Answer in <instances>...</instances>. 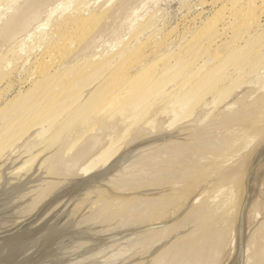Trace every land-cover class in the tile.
<instances>
[{
  "label": "rangeland",
  "instance_id": "rangeland-1",
  "mask_svg": "<svg viewBox=\"0 0 264 264\" xmlns=\"http://www.w3.org/2000/svg\"><path fill=\"white\" fill-rule=\"evenodd\" d=\"M14 1L15 0H0V27L5 18L3 14L11 10L9 7L13 6L12 3H14ZM231 1L232 0H47V14L43 12V15L40 16L29 29L17 33H15V30L14 33L17 35L14 36L15 38L12 37L11 39L4 35H0V164H3L0 166L3 167L1 171L4 173L0 171V175L3 178L1 180L0 190L12 184L24 182V187L19 191L20 193L17 192V194L15 193L10 196L1 206L0 230L25 219L48 197L68 186L74 182L75 179L86 176H79L78 174L79 177L77 176L73 181V179L61 180L56 176V173L53 175H51L50 172H48L47 175L42 173L45 172V169H42L43 166L39 167V164L37 165L38 162H34V160L43 159L45 160L44 162H48L49 159L43 147L35 149L32 154L33 157L30 156L31 159H29V161L25 162L24 160V162H22L24 157L17 155H21L20 152L24 150L27 138L28 140L33 139L34 141L35 139H41V136L39 134L38 136L37 133L43 127L47 129L45 133L49 134V132L56 127L55 125L58 126V124H61L77 106L81 105L82 101H84L94 88L96 89V87L102 84L101 82L104 81L103 83H105L110 79L113 80L118 73L121 74L126 72L130 75H134L151 67L155 75H158L162 81L161 92H158L155 99L151 101L150 109H153L151 111L149 109L150 112L144 116V120H140V124L132 127L121 136L119 140L120 144H118L120 145L118 153L121 149L127 148L126 142L131 146L136 142L152 139L156 134H158L159 137V133L157 132L160 131H164L165 133L174 132L179 137L174 141L171 140L170 144L165 139H163V142L165 140L164 143L161 142L162 140H159L162 143L159 142L161 145L158 144V146L156 143L159 149L156 146L154 147V143H152L154 141H151L149 145H153V147L151 150H148L151 155H149L148 151H145L143 155H138L136 157L137 159L140 157L139 160L135 161V157L132 158L128 164H126V171L132 176L129 177V175H126V172L120 178L126 175L127 178L129 177V179L132 180L134 179L133 174L137 175L138 172H142L141 175L145 176L156 174L158 171L160 173L163 170L166 172L169 171L170 173L167 172V177H160L158 179L159 181L153 182V185H151L152 183L147 184V181L143 180L144 176H142L136 188L131 190L126 189V193L123 192L124 190L119 191L115 186L112 188L113 185H106V181L100 178L73 194L48 223H52L63 215L66 211L65 209L73 202L55 228H67L94 236L107 235L110 232L109 229L111 225L115 227V229L111 228L113 231H121V229L122 231L125 229L128 230V226H116V224L121 222L109 224L110 222L107 219V222L103 221V223H97L101 221L95 220L96 222L93 223V221V224H91L92 226L87 224V222L84 223L85 220L83 222L81 221L85 219L82 218L85 217V213L91 212V210H94L96 207L100 209V211L96 208L95 213L103 212L105 211L103 208H106L108 211L111 209V212H108L110 215L111 213L114 214L113 211L119 210L117 207L120 206L121 203L118 201L119 197V200L124 198L123 200L125 201V203L123 202L124 204L121 203L123 206L121 205L119 208H125L128 205L126 203L127 200L135 198L134 196H140V194L143 193L142 191H147L148 189L152 190L153 194V192H157V188L161 185L160 190L162 189V194L159 197V201H161L162 204L163 201L165 202L164 198H166L170 189L173 190L174 188L173 191H176V194L172 191L170 193V195L173 193L175 196L173 197V195H171L170 197L172 199L169 202L170 204L168 203L169 206H167V211H165L168 213L166 214L163 212V216L161 214L159 219L163 221L164 219L169 220V218L175 217L172 219L173 221L170 220V222L172 221V224H174V221L175 224L176 221L180 223H178L180 226L174 224L173 227L168 230V235H165V237H169V240L172 239L171 241L173 243H175V240L177 243L180 237H182L181 235H185V233L181 234L183 233L182 230L186 232L187 228L190 226L189 224L192 223L190 222L192 219L195 223L198 222L199 225L202 220L207 218L209 212L210 214L213 213L214 208L224 210L225 204H223V202H226V193H223V189L225 190L224 192H226L228 185L233 183L231 177L238 180L245 171H248L247 173L245 172L242 177L248 174L252 176L251 179L248 175L250 178V184L248 183L249 186L255 181L251 196L252 200H254L253 206H256L254 208L252 206L253 209L247 210L245 234L250 236L253 234L256 239L253 240L255 242L251 243L250 252H254L258 249L264 251V168L262 173L259 174L262 167H264H261L264 147L260 148V146L264 144V1L236 0L235 3ZM259 2H261L262 5L259 4ZM249 3L252 5L251 7L254 8L251 14L256 15L252 16V18H250L251 14L248 13L249 16L245 13L246 15L244 17V14L241 12L243 7L244 12L245 7H247L245 5L247 4L249 6ZM241 13L243 15H241ZM236 16L237 18H235ZM240 16H242L243 19L245 18V22L248 19H250L248 20L250 22L247 21L248 23H245ZM74 17L84 18L87 26L96 24V26H99L100 24V29L96 32L95 36V38L98 39H94V42L85 45L88 36L86 38H79L83 31H81L82 28H78L74 20H71V18ZM212 22L216 23H213L215 26ZM243 22L245 24H243ZM238 23H241V27L247 24L249 26L247 25L248 27L245 26V28H240ZM238 28H240V30ZM234 29H238L237 32ZM233 31L234 34H236V38L234 36V38H231ZM72 41H74L73 44H71ZM59 42L63 46H61ZM51 46L56 47L57 61L55 63L46 61L48 64L51 63V67L48 68L46 72L42 69V66L39 67L38 65H41L43 62L40 61L44 58L45 54L43 52L47 47L51 48ZM136 53L140 54L136 55ZM38 68L39 70H37ZM192 71L193 74L196 71L195 75L192 74ZM67 93H70V95L68 94L66 98H61ZM172 93L176 94L177 101L174 100V102L171 103V100L168 101V99L173 95ZM37 99L41 102L38 106L35 105V100ZM178 101H182V108H177ZM173 108L178 110L175 115L172 113ZM155 111L156 113H154ZM169 120L173 122L171 125L167 126ZM49 121L52 122L51 125ZM188 123L189 125H187ZM158 125H162L160 126L161 128L158 127ZM181 128L185 131H178ZM97 132L99 133L101 130H96V133ZM184 132H186V134L188 133V135H183L185 134ZM153 134L154 137L151 136ZM161 134L162 133H160V135ZM150 136L152 138H150ZM181 136H186V138L184 137L183 140ZM78 137L79 136H77V138ZM81 138L80 136V139ZM132 139L133 141H131ZM196 139H198L197 143L195 142ZM80 141L81 140H79L77 144ZM156 141L158 140H155V142ZM147 144L148 143L142 144L131 152L137 151ZM165 146L167 147L165 148ZM170 148L174 151L172 150L169 157L164 158L162 163L159 162L157 167L156 165L152 167H150V165H148L149 167L147 165H141L142 161H147L151 156L162 154ZM257 152L260 155H258ZM196 155H199L198 158ZM16 156L19 158H17V161H15ZM5 157H8V159H5ZM254 157L257 161H255V166L259 163V167L261 168L257 166L255 168V166H253L254 164L252 165L253 160H255L253 159ZM12 159H15L14 162ZM8 160L9 162L10 160L13 162H11V165L9 163V166ZM180 160L183 161L179 164ZM33 163L34 165H32ZM131 163L134 164L132 165ZM130 164L131 167L129 168ZM176 164H178V166ZM135 165H138V167ZM26 167H28V169ZM5 168H7V170ZM258 168L260 170H258ZM96 169L99 170L98 168ZM142 169H146L147 175ZM150 169L153 171L152 173ZM4 170L6 171L4 172ZM234 170L236 171L235 173H233ZM213 172L215 175L212 174ZM220 172L224 175L219 174V176L221 175L220 177H224L219 181L220 184H216L213 187L216 188L217 186V189L223 187V189L221 188L222 191L220 190V192L215 193V188L211 190L207 186L215 183L212 181H215L214 178H216ZM174 175L176 177H174ZM254 176H257L256 179ZM125 177L123 179H127ZM206 178L207 181H205ZM178 179L179 181H177ZM230 179L231 181H229ZM225 180L229 182H227L228 185ZM203 181L205 182L203 183ZM208 181L210 182L208 183ZM223 181L225 183L223 184L224 186L221 184ZM207 183L208 185H206ZM235 183H238V181ZM179 184L180 186H178ZM43 186H50V190L45 191ZM206 188L207 190L209 189V192H206ZM41 189L45 194L40 197L39 200L37 199L38 197L34 199L37 196L35 192L39 190L40 193L42 192ZM102 189L104 190L103 192ZM127 191L129 192L127 193ZM210 191H212V195H209ZM204 192L205 194H203ZM191 193H193L194 196H192ZM111 196H113V199H111ZM26 197L28 199H25ZM67 197L68 195L54 202L38 220L31 224V226L37 225L48 217ZM142 197L144 199L145 196L142 195ZM206 197L210 198L206 199ZM32 198L35 201H33ZM102 199L107 200L108 205H106V201L104 202ZM109 199L112 203L114 202L113 204H119L115 207V205L109 204ZM27 200L28 208L24 211L21 205L23 206V203H27ZM32 201L35 203H32ZM205 202L208 203L209 209H206V205L203 209L205 213L206 211L208 212L207 214H204L203 209L200 208L201 206L203 207ZM36 203L38 204L36 205ZM171 203H173V205ZM191 204L194 206V211H192V206L191 208L188 207V205L190 206ZM195 204H198L197 209L195 208ZM200 204L201 206H199ZM34 205H36V209ZM108 206L110 208H108ZM210 207H213V209L211 210ZM183 208L184 210L186 208L192 209L191 211H186L187 213L190 212L191 215L188 213L190 215L188 216L191 220H185L188 218H186L187 215L183 218L185 222L182 220L181 215L184 213ZM195 209L196 211L198 210L197 214ZM199 212L201 217H198V220L200 221L197 220L196 222L197 216L200 215ZM192 215H195V217ZM159 219L157 222H159ZM176 219H180V221ZM181 221H183V223ZM186 221L190 223H188V227L186 226L185 230L183 225L187 224ZM226 223L223 225L225 231L224 238L226 239V242H224L227 245L224 243V252L222 251V255L220 254L221 258L219 264H227L228 262L226 263V260L229 261L233 253V245L229 240H232L235 229L231 226L232 223L230 225H226ZM174 226H176L177 232H175ZM197 226L195 224L193 228ZM41 236L42 233H39L31 242L36 241ZM126 236L127 235H124L122 237L125 238ZM165 237L157 242V244H151V247L148 245L149 248H143L142 252L141 250L138 252L136 249H129L130 251L127 250L126 253L124 251L121 252V254L118 252V254L111 255L110 250L112 245H107L106 241L98 243L96 239H83L76 233H70L62 236L54 244V247H56L54 252L59 253L56 255V258H60L74 255L83 248L84 252L88 251L60 264H135L138 257H140L139 253H143L144 255L145 252V256L147 254L152 255V253L154 251L156 252L159 248H164L165 245L163 244L169 241L167 240L168 238ZM118 242L117 245L119 244ZM90 245L94 246L86 247ZM123 248L121 250H126V247ZM33 249L34 247L28 248L24 251L25 253L23 252L20 256L30 253ZM107 254H110V256L108 255L111 257L110 259H108L109 257ZM166 257L163 256L161 259L164 261ZM258 257H250L248 264L255 260V262H262L264 260L263 254L259 258ZM148 260L149 259L145 257L141 263L139 262L137 264H146Z\"/></svg>",
  "mask_w": 264,
  "mask_h": 264
},
{
  "label": "bare ground",
  "instance_id": "bare-ground-1",
  "mask_svg": "<svg viewBox=\"0 0 264 264\" xmlns=\"http://www.w3.org/2000/svg\"><path fill=\"white\" fill-rule=\"evenodd\" d=\"M16 1V0H15ZM14 3H12L13 6L9 7L11 8V10L7 13H4L3 16L5 17L4 18V21H3V24L1 22V27H0V35L1 36H6L7 38L11 39L12 37L16 36L17 32H23L25 31L26 29H29V27H31V25H33V23L35 21H37V19L43 15V12L45 14H47V11L46 9L48 8V6L46 7V3H47V0H19V1H16ZM111 1V0H110ZM255 1V0H254ZM264 0H262L263 2ZM109 2V1H108ZM231 2L235 3L236 0H232ZM249 2V1H248ZM10 3V2H9ZM110 3V2H109ZM125 3V2H124ZM253 3V1H252ZM232 4V3H231ZM237 4V3H236ZM236 4H233V5H236ZM250 4V3H249ZM259 4H261V2H259ZM119 5V4H118ZM232 5V6H233ZM254 5V4H253ZM262 5V4H261ZM86 6V5H85ZM231 6V5H230ZM245 6V10L243 12V8L241 10V12L244 14V17H245V13H249L251 14V12L253 13L254 11V8L251 7L252 5L250 4L249 6L246 4ZM135 8V7H134ZM112 9V8H111ZM50 10V9H49ZM234 11V10H233ZM49 12V11H48ZM135 12V11H134ZM224 12V11H222ZM50 13V12H49ZM103 13V12H101ZM234 13V12H233ZM241 13V15H243ZM248 14V15H249ZM90 15V14H89ZM255 14H251V17L254 16ZM85 16H88V15H85ZM250 16V15H249ZM256 16V15H255ZM102 17V16H101ZM242 20H244L242 18V16H240ZM248 17V16H247ZM246 17V18H247ZM70 18V17H69ZM219 18V17H218ZM221 18V17H220ZM237 18V16L235 17ZM255 18V17H254ZM71 20L75 21L76 25L78 26V28H82L81 31L82 32V35L79 36L82 37V38H86L87 36V40H86V43L85 45H89L91 44L92 42H94L93 40L94 39H98V38H95L96 36V32L99 31L100 29V24L99 26H96V25H91V26H87V23L86 21L84 20V18H71ZM215 20V19H214ZM247 20V19H246ZM250 20V19H248ZM247 20V21H248ZM96 21V20H94ZM93 21V22H94ZM100 21V20H99ZM216 21V20H215ZM235 21V20H234ZM241 21V20H240ZM246 21V22H247ZM98 22V21H97ZM242 22V21H241ZM245 22V20H244ZM243 22V24H245ZM250 22V21H248ZM247 22V23H248ZM216 24L215 22H212V24ZM102 24V23H101ZM213 24V25H214ZM240 25V28L247 26H242L241 27V23H238ZM242 24V25H243ZM215 26V25H214ZM238 26V25H237ZM249 26V25H248ZM247 26V27H248ZM240 28H238L240 30ZM243 28V30H244ZM72 29V28H71ZM70 29V30H71ZM238 29H234L236 32ZM247 29V28H246ZM16 30V31H15ZM78 30V29H77ZM80 30V29H79ZM15 31V33H14ZM245 31V30H244ZM235 32V33H236ZM241 32V31H239ZM33 33V32H32ZM81 33V32H80ZM14 34V35H13ZM21 34V33H20ZM75 34V32H74ZM238 34V33H237ZM240 34V33H239ZM236 34H234V31H233V34H232V37L231 38H234ZM234 36V37H233ZM238 36V35H237ZM71 37V36H70ZM195 37V36H194ZM240 37V36H239ZM15 38V37H14ZM66 38V37H65ZM68 38V37H67ZM81 38V39H82ZM236 38V37H235ZM238 38V37H237ZM4 39V38H3ZM8 39V40H9ZM76 39V38H75ZM194 39V38H193ZM233 40V39H232ZM75 41V40H74ZM74 41L71 42V44L74 43ZM191 41V40H190ZM60 43V42H59ZM58 43V44H59ZM97 43V42H96ZM64 44V42H63ZM61 45V43H60ZM63 46V45H61ZM99 46V45H98ZM59 47V45H58ZM57 47V48H58ZM68 47V46H67ZM66 47V48H67ZM224 47V46H223ZM55 46L51 48L47 47V49L43 52L44 54V58L40 61H43L41 65H38L39 67L42 66V69L45 70L47 72L48 68H50V64L51 63H55L57 61V52L55 51ZM88 49V48H87ZM94 49V48H93ZM57 50V49H56ZM90 50H91V47H90ZM59 51V49H58ZM60 52V51H59ZM81 52V51H80ZM64 54V53H63ZM74 54V53H73ZM98 54H99V51H98ZM134 54V53H133ZM140 54V53H138ZM136 53V55H138ZM132 55V54H131ZM129 56V54H128ZM73 57V56H72ZM214 57V56H213ZM127 58V57H126ZM133 58V57H132ZM135 58V57H134ZM134 60V59H133ZM210 60V59H209ZM39 61V62H40ZM46 61H50L51 63H47ZM130 61V60H129ZM132 63V62H131ZM123 66V65H122ZM39 70V68L37 69ZM166 70V69H165ZM35 71V70H34ZM41 71V70H40ZM115 71V70H114ZM113 72V71H112ZM117 73V72H116ZM196 71L194 72L193 74V71H192V74L195 75ZM111 75V74H110ZM114 76V75H113ZM112 77V76H111ZM191 79V78H190ZM108 80V79H107ZM111 80V79H110ZM107 81L105 83L101 82L102 84L99 85L98 87H96V89L94 88L93 91L90 92V94L84 99V101H82L81 105L77 106V108L71 112V114L66 117V119L64 121L61 122V124H58L55 125L56 127H54L50 132L49 134H46V128L44 129V127L42 129H40L37 133V135L39 134L41 136V139L39 138V140H36L35 138V141L33 139H29L27 138V142H25V147H24V150H22L20 153L21 155H17V156H21V157H24L23 161L25 160L26 161H29L30 156H32L33 154V151L39 147H43L44 148V152L46 153L47 155V158L49 159L48 162H44L45 160L43 159H36L34 160V162H38L37 165L39 164V167L43 166L42 169H45V172H42V173H45L46 175L48 174V172H50L51 175L53 174H57L56 176L59 177L61 180H69V179H74L77 178L78 174L79 176L80 175H87V174H91L93 172H95L94 170L97 171L96 168L98 169H101L103 167H105L112 159H114L122 150L126 149H121V151H119L118 153V149L120 147V144L119 143V140L121 138V136L127 132L128 130H130L132 127L136 126L137 124H140V120H144V116L146 114H148V112H150L152 109H150V104H151V101L153 99H155V96L158 92H161V87H162V81L161 79L158 77V75H155L154 73V70L153 68L149 67L147 68L145 71H142V72H139V73H136L134 75H130L128 73H118L117 76H115L113 78V80L111 81ZM106 81V80H105ZM182 83V82H181ZM68 94L70 95V93H67L65 95H63L61 98H66V96H68ZM173 94V93H172ZM178 94V92H177ZM176 94H173L169 99L171 100L170 102H174V100H176ZM37 100H35V105H39L41 102ZM177 101V100H176ZM154 102V101H153ZM152 102V103H153ZM155 103V102H154ZM165 104V103H164ZM178 107L177 108H182V101H178ZM36 107V106H35ZM30 108V107H29ZM172 108V107H171ZM175 108V107H174ZM172 109L173 112L171 110H168L169 112H172L173 115H175V113L178 111V110H175V109ZM176 108V109H177ZM150 109V111H149ZM158 110V109H157ZM156 110V111H157ZM166 110V109H165ZM156 111L154 113H156ZM164 111V110H163ZM166 112V111H165ZM68 114V113H67ZM153 114V113H152ZM171 114V113H170ZM177 117V116H176ZM171 118V116H170ZM169 118V119H170ZM193 119V118H192ZM161 120V119H160ZM140 122V123H139ZM163 122V121H162ZM161 122V123H162ZM173 121H170L168 122L167 126L171 125ZM51 121H49V124L51 125ZM143 123V121H142ZM185 124V123H184ZM183 124V125H184ZM189 125V123L187 124ZM162 126V125H160ZM158 125V127H160ZM184 127V126H182ZM136 128V127H135ZM144 128V127H143ZM161 128V127H160ZM190 128V126H189ZM137 129V128H136ZM187 129V128H185ZM96 130H101V132H97L96 133ZM184 129H179L178 131H182ZM192 130V129H191ZM147 131V130H146ZM185 131V130H184ZM197 131V130H196ZM208 131V130H207ZM94 132V134H93ZM148 132V131H147ZM189 132V131H188ZM92 133V134H91ZM133 133V132H132ZM159 133V137H164L166 136V138H163L165 140H167L169 142V144L171 143V140H175L176 138H178L179 136L176 135L174 132H168V133H165L164 131H160V132H157ZM160 133H162L160 135ZM165 133V134H164ZM185 134L183 135H188V133L186 134V132H184ZM46 134V135H44ZM148 134V133H147ZM146 134V135H147ZM190 134V133H189ZM38 135V136H39ZM131 135V134H130ZM77 136H79L77 138ZM80 136L82 137L80 139ZM152 137H154V134L151 135ZM150 136V138H152ZM193 136V135H192ZM133 137V136H132ZM145 137V136H144ZM155 137H158V134H156ZM186 138V136H184ZM184 137L181 136V139L183 138L184 140ZM202 137V135H201ZM141 138V137H140ZM81 140L78 144L77 142L79 140ZM129 139V138H128ZM163 139H159V140H162L161 142H163ZM188 139V138H187ZM192 139V138H191ZM206 139V137H205ZM125 140V139H124ZM140 140V139H139ZM154 141L152 143H154V147L156 146V143H157V146L158 144L161 145L162 143L160 141ZM164 140V142H165ZM180 140V139H179ZM195 140V139H194ZM197 140L196 139V143H197ZM201 140V139H200ZM133 141V139L131 140ZM166 141V142H167ZM191 141V140H190ZM209 141V140H208ZM130 142V141H129ZM161 144H160V143ZM163 142V143H164ZM178 142V140H177ZM192 142V141H191ZM203 142V141H202ZM32 143V144H31ZM127 143V148L130 147L128 145V142ZM150 142H148L147 145H145L142 149V147L137 150V151H133V152H130L127 156H125L122 160V162L120 163V165L115 169L113 170L112 172H110L109 174H107V176L105 177H102L101 180H104L106 181V185L109 184V186H112V188H114V186L116 188H118L119 191H123L124 193L126 189H135L136 186L139 184L138 182L140 181V179L142 178V176H144L143 180L147 181V184H150L152 183L151 185H153V182L155 181H159L158 179L160 177H167V172L169 171H161L159 173L156 172V174H151V175H147V171H145L144 169V172L146 173L147 176L145 175H141V173L138 172L137 175L133 174L134 175V179H129L130 176L132 175H129L128 172L126 171V164H128V162L134 158V160H139L140 157H138V159L136 158L138 155H143L145 151H148L149 149L151 150L153 145H149ZM24 144V143H23ZM30 144V145H28ZM125 144V143H124ZM130 144V143H129ZM167 144V143H166ZM178 144V143H177ZM168 145V144H167ZM179 145V144H178ZM23 146V145H22ZM29 146V147H28ZM156 146V147H157ZM185 146V145H184ZM187 146V145H186ZM125 147V146H124ZM160 147V146H159ZM167 146H165L166 148ZM171 147V146H170ZM264 147V144H262V146H260V148H263ZM19 148V147H18ZM158 148V147H157ZM156 148V149H157ZM161 148V147H160ZM159 149V148H158ZM163 149V148H162ZM161 149V150H162ZM203 149V148H202ZM20 150V149H19ZM41 150V149H40ZM172 148L164 151L162 154H156L154 156H151L149 159H147V161H142L141 162V165H150V167H152L153 165H156V167L158 166L157 164H159V162L162 163L163 159L164 158H167L169 157L170 153L172 152ZM261 150V149H260ZM259 150V152H260ZM156 151V150H154ZM174 151V150H173ZM203 151V150H202ZM200 151V152H202ZM12 152V151H11ZM150 151H148L149 153ZM160 152V151H158ZM264 152V150H263ZM204 153V152H203ZM258 153V152H257ZM261 153V152H260ZM14 154V153H13ZM153 154V153H152ZM205 154V153H204ZM263 154V162L260 164L261 167L264 166V153ZM147 155V154H146ZM149 155H151V153H149ZM257 155V154H256ZM258 155H260L258 153ZM8 156V155H7ZM15 157V159H12L13 162L14 160L17 161L19 158L18 157ZM197 156V155H196ZM199 156V155H198ZM197 156V158H198ZM145 157V156H144ZM149 157V156H148ZM258 157V156H256ZM261 157V156H260ZM3 158V157H2ZM18 158V159H17ZM35 158V157H34ZM173 158V157H172ZM259 158V157H258ZM5 159H8V157H5ZM46 159V158H45ZM177 159V158H176ZM253 159V162H252V165L255 166V161H256V158L254 157ZM177 161V160H176ZM183 161V160H182ZM181 160L179 161V164L182 162ZM3 162V161H2ZM11 160L9 162L8 160V166H9V163L11 165ZM12 162V163H13ZM132 162V161H131ZM175 162V161H174ZM257 162V161H256ZM259 162V160H258ZM45 163V164H44ZM5 164V163H4ZM132 164V163H131ZM131 164L129 166V168L131 167ZM134 164V163H133ZM132 164V165H133ZM137 164V163H136ZM165 164V163H164ZM168 164V163H167ZM183 164V163H182ZM184 164L186 165V162L184 161ZM0 165H3V164H0ZM34 165V163L32 164ZM178 166V164H176ZM207 165V164H206ZM48 166V167H47ZM136 167H138V165H135ZM134 166V167H135ZM172 166V165H170ZM175 166V165H174ZM174 166H173V169H174ZM180 166V165H179ZM203 166V165H202ZM257 167H259V163L256 165ZM255 166V168H256ZM25 167V166H24ZM149 167V166H148ZM154 167V168H156ZM163 167V166H162ZM259 167V168H261ZM1 167L0 166V171H1ZM28 169V167H26ZM32 168V167H31ZM29 168V169H31ZM146 168V167H145ZM160 168V167H158ZM183 168V167H182ZM258 168V170H260ZM264 167H262L261 169V172H259V174L262 173V170H263ZM7 170V168H5ZM9 169V168H8ZM12 169V168H11ZM37 169V168H36ZM35 169V170H36ZM201 169V168H200ZM211 169V167H210ZM3 170V169H2ZM4 170V172L6 171ZM40 170V169H39ZM136 170V169H134ZM162 170V169H161ZM175 170V169H174ZM204 170V169H203ZM257 170V171H258ZM28 171V170H26ZM30 171V170H29ZM42 171V170H41ZM125 171V172H124ZM139 171V170H138ZM213 171V170H212ZM238 171V170H237ZM245 171V170H244ZM243 171V172H244ZM2 172V171H1ZM16 172V171H15ZM127 172V173H126ZM150 172L152 173L153 171H151L150 169ZM155 172V171H154ZM236 171L234 170L233 173H235ZM240 172V171H239ZM246 173L248 171H245ZM244 172V174H245ZM3 173V172H2ZM18 173V172H17ZM16 173V174H17ZM29 173V172H28ZM126 173V175H129V177L127 178V176L125 178L127 179H123V178H120L122 177L124 174ZM131 173V172H129ZM135 173V172H133ZM159 173V175H158ZM170 173V172H169ZM174 173V172H172ZM178 173V172H177ZM200 173V171H199ZM226 173V172H224ZM230 173V172H229ZM242 173V172H240ZM4 174V173H3ZM139 174H140V177H139ZM180 174V173H179ZM212 174L215 175V173L213 172ZM220 173H216L217 177L214 178L215 181H212V182H215L213 184H209L210 186H207L209 187V189L212 190V188H215L213 186H215L216 184H220L219 181L222 180V177H220L221 175H224V174H221L219 176ZM238 174V173H237ZM243 174V173H242ZM243 174V175H244ZM258 174V173H257ZM256 174V175H257ZM11 175V174H10ZM50 175V176H51ZM158 175V176H157ZM178 175V174H177ZM242 175V176H243ZM249 175V174H248ZM248 175H245L244 177L241 176V178H239L238 176V180L236 178H232V184L231 185H228V189L226 192H224L225 190L223 189V187H220L219 185V189H217V186H216V190L214 189V192L217 193V192H220L221 188L223 189V193H226V202L223 204L224 205V210H220L219 209H216L214 208V211L213 213L210 214V212L208 213L206 211H204V206L206 205V209H209L208 208V203H204L203 204V207L201 206V204L199 206H201L200 208L203 209V213L204 214H207V218L205 220H202L201 223H199L198 225V217H201V214L199 212L200 215H196L197 216V219H196V222L195 223L192 219V222L191 224H189L190 226L188 227V223L190 222H187L189 220H191V218L189 217L191 214L190 212H186L187 210L189 211L191 206L192 208L194 207L192 204L188 207H190L189 209H185L183 208V214L181 215V218L183 220L184 216H186L187 220L186 221V225H183L185 230H186V226L188 227L186 232H184L182 230L183 233H180L181 234H184L185 235H181L182 237H180V240H178L179 242L176 243V240H175V243H173L171 240H169V237H167L169 240L168 243H164L163 245L164 248H159L158 250H156V252L154 251L151 254H147L145 256V252H144V255L143 253H139L140 254V257H138V260L135 262V264L137 263H141L144 258H148L149 262L146 261V264H178V263H182V264H219L220 262V254L221 252L223 251V246L226 244L225 242V238H224V225L226 222H229V223H226L227 224H231V226H233V228L235 229L234 231V234L232 236V240L230 239L229 241H231L232 245H233V253H232V257L229 259V261L226 260V263L227 264H248L249 262V258L250 257H260L264 256V251L262 250H256L254 252H250V249H251V243L252 242H255L253 241L255 238L253 236V234L250 236V235H246L245 234V225H247V216H246V213H247V210H251L252 206H253V202L254 200H252V196H251V192H253V187L255 185V181H253V183L249 186L248 183L250 184V178L252 179V176H250V178L248 177ZM33 176V175H32ZM78 176V177H79ZM209 176V175H208ZM230 176V174H229ZM234 176V175H233ZM10 177V176H9ZM43 177V176H42ZM47 177V176H46ZM44 177V178H46ZM169 177H170V174H169ZM174 177H176L174 175ZM179 177V176H177ZM214 177V176H213ZM237 177V175H236ZM255 177V176H254ZM257 177V176H256ZM255 177V179H256ZM51 178V177H50ZM82 178V177H80ZM78 178V179H80ZM203 178V177H202ZM211 178V177H210ZM245 178V179H244ZM247 178V179H246ZM261 178V177H260ZM3 178L1 177L0 175V184H1V180ZM11 179V177H10ZM78 179H75L78 180ZM130 181H129V180ZM182 179V178H181ZM205 179V177H204ZM224 179V178H223ZM231 179L229 181H231ZM235 181H234V180ZM7 180V179H6ZM12 180V179H11ZM162 180V179H161ZM170 180V179H169ZM174 180V179H173ZM212 180V179H211ZM254 180V179H253ZM15 181V180H14ZM171 181V180H170ZM179 181V179L177 180ZM207 181V178L206 180ZM203 181V183L205 182ZM236 181H238V183H235ZM249 181V182H248ZM258 181V180H257ZM7 182V181H6ZM54 182V181H53ZM59 182V180H58ZM108 182V183H107ZM167 182V181H166ZM165 182V184H166ZM176 182V181H174ZM197 182V181H196ZM210 181H208L209 183ZM73 183V182H72ZM208 183L206 185H208ZM9 184V183H8ZM162 184V183H160ZM177 184V183H176ZM175 184V185H176ZM221 184H225L224 181L223 183L221 182ZM254 184V185H253ZM51 185V184H50ZM144 185V184H143ZM150 185V186H151ZM155 185V184H154ZM164 185V184H163ZM201 185V184H200ZM221 185V186H222ZM226 185V186H227ZM253 185V186H252ZM161 186V185H160ZM160 186L157 188L156 185L155 187L158 189H155L157 190V192H153L152 194V190H144L142 191L143 193L140 194V196H134L135 198L133 199H130V200H127V207L125 208H119L121 207V203H125V201L123 199L119 200L121 203H120V206H117L119 210H115L113 211L114 214L111 213H108L109 211L111 212V209L108 211L106 208H103L105 209V211L103 212H96V208L94 210H91V212L89 213H85V217H82V218H85V219H82L81 222H83L84 220V223L87 222V224H89L90 226H92L91 224L95 223L97 221H101V222H97V223H103V221L105 222L106 219L110 222L109 224H113V223H119V224H116V226L118 225L119 226H128V229H132V228H136V227H141V226H145V225H151V224H156V223H162V222H165L167 220H160L159 219V216L167 211V206L168 203L171 201L172 198L171 195H173V193L175 192L176 194V191H173L172 189H170V192L166 195V198L165 199V202L163 201V204L161 203V201H159V197L161 196L162 194V189L160 190ZM166 186V185H165ZM180 186V184L178 185ZM224 186V185H223ZM149 187V186H148ZM174 187H177V186H174ZM182 187V185H181ZM201 187V186H200ZM40 188V187H39ZM43 188H45V191L46 190H50V186H46ZM139 188V187H138ZM178 188V187H177ZM208 189V190H209ZM248 189V190H247ZM101 190V189H100ZM99 190V191H100ZM117 190V189H116ZM178 190V189H177ZM204 190V189H203ZM207 190V188H206ZM206 191V192H209V191ZM42 192L39 193V190L36 193V197L34 199H37L39 200L40 197H42L45 193L43 192V190L41 189ZM104 190L102 189V192ZM171 191L173 192L171 195ZM201 191V190H200ZM205 191V190H204ZM222 191V190H221ZM48 192V191H47ZM129 191H127L128 193ZM181 192V191H180ZM198 192V191H197ZM196 192V193H197ZM20 193V192H19ZM34 193V195H35ZM38 193V194H37ZM101 193V192H100ZM115 193V192H114ZM122 193V192H121ZM123 193V194H124ZM133 193V192H132ZM195 193V194H196ZM211 193V194H210ZM209 195H212V191H210ZM17 194V193H16ZM175 194L173 195V197L175 196ZM181 194V193H179ZM205 194V192L203 193ZM21 195V194H20ZM23 195V194H22ZM97 195V194H96ZM95 195V196H96ZM112 195V194H111ZM122 195V194H121ZM142 195H144V199L142 197ZM147 195H150V196H147ZM152 195V196H151ZM164 195V194H163ZM184 195V194H183ZM192 196H194L193 193H191ZM199 195V194H198ZM207 195V196H209ZM215 195V194H214ZM222 195V194H221ZM225 195V194H223ZM253 195V194H252ZM24 196V195H23ZM27 196V195H26ZM110 196V194H109ZM182 196V195H181ZM191 196V197H192ZM34 197V196H33ZM113 196H111V199ZM142 197V198H141ZM163 197V196H162ZM205 197V196H203ZM222 197V196H221ZM22 198V197H21ZM116 198V197H115ZM122 198V197H121ZM194 198V197H193ZM192 198V199H193ZM207 198H210V197H206ZM17 199V198H16ZM25 199H28L27 197ZM33 199V198H32ZM33 199V201H35ZM77 199V198H76ZM75 199V200H76ZM203 199V198H202ZM20 200V199H18ZM97 200V199H96ZM100 200V199H99ZM104 200V199H102ZM101 200V201H102ZM161 200V199H160ZM205 200V198H204ZM14 201V200H13ZM32 203H35L33 202ZM106 201V205L107 204V200H104V202ZM173 201V200H172ZM24 202V201H23ZM37 202V201H36ZM116 202H117V199H116ZM200 202V201H199ZM197 202V203H199ZM203 202V201H202ZM208 202V200H207ZM12 203V201H11ZM69 203V202H68ZM113 204L112 201L109 199V204ZM123 203V204H124ZM160 203V204H159ZM257 203V202H256ZM260 203V202H259ZM24 205L21 207H23V210L25 211L27 208H28V200H27V203H23ZM38 203H36L37 205ZM70 204V203H69ZM95 204V203H94ZM103 204V203H101ZM119 204V203H118ZM116 204V205H118ZM170 204V203H169ZM173 205V203H171ZM255 204V203H254ZM36 205L35 206V209H36ZM56 205V204H55ZM99 205V204H98ZM115 205V204H113ZM115 205V207H116ZM198 205V204H197ZM195 204V208L197 209L198 206ZM31 206V205H29ZM86 206V205H85ZM112 206V205H111ZM123 206V205H122ZM222 206V205H221ZM256 206V205H255ZM253 206V208L255 207ZM259 206V205H258ZM261 206V205H260ZM53 207V206H52ZM63 207V206H62ZM66 207V206H65ZM102 207V206H101ZM99 207V208H101ZM105 207V206H103ZM187 207V206H186ZM214 207V206H213ZM213 207H210L211 210L213 209ZM108 208H110L108 206ZM166 208V209H165ZM176 208V206H175ZM252 208V209H253ZM195 209V212L197 214V211ZM205 209V210H206ZM257 209V208H256ZM66 210V209H65ZM98 211H100V209L97 208ZM169 210V209H168ZM192 210V209H191ZM190 210V211H191ZM218 210V211H217ZM21 211V209H20ZM28 211V210H27ZM90 211V210H88ZM102 211V209H101ZM174 211V210H173ZM194 211V208L193 210ZM200 211V210H199ZM210 211V210H209ZM217 211V212H216ZM15 212V211H14ZM177 212V211H176ZM194 212V213H195ZM212 212V211H211ZM220 212V213H219ZM16 213V212H15ZM27 213V212H25ZM166 213V212H165ZM168 213V212H167ZM166 213V214H167ZM171 213V212H170ZM222 213V214H221ZM164 214V213H163ZM162 214V216H163ZM165 214V215H166ZM16 215V214H15ZM18 215V214H17ZM97 215V216H96ZM189 215V216H188ZM193 216V215H192ZM195 217V215L193 216ZM192 217V218H193ZM205 217V216H204ZM203 217V219H204ZM215 218V220H214ZM159 219V222H157V220ZM171 219V218H169ZM189 219V220H188ZM195 219V218H194ZM199 219H202V218H199ZM211 219V220H210ZM13 220V219H12ZM178 221H180V219H176ZM185 220H183L185 222ZM213 220V221H212ZM94 221V222H93ZM173 221V220H172ZM166 222L162 225H158V226H153V227H149V228H145V229H142V230H139V231H136V232H132L130 233L129 235L127 234V236L124 238V237H118V238H115L113 240H109V241H106L107 242V245H112V248L110 250V254L111 255H114V254H118V252H124L125 253L127 252V250L129 249H136L138 252L139 250H141L142 252V249L144 248H149V246L152 244V245H155L157 244V242L161 241L162 238L165 237V235L167 234L168 230L171 229V227H173V225L175 224V221H174V224H172L173 222ZM183 221H181L183 223ZM200 221V220H198ZM4 222V221H3ZM93 222V223H92ZM107 222V221H106ZM193 222H194V225L196 224L197 227L193 228L194 225H193ZM179 223V222H178ZM177 221H176V224L178 225ZM181 223V224H182ZM6 224H7V221H6ZM70 224V223H69ZM86 224V225H87ZM175 224V225H176ZM180 224V223H179ZM110 226V225H109ZM180 226V225H178ZM91 228V227H90ZM111 228H114L112 225L110 226V229H109V233L108 234H112V233H116V232H120L119 230L118 231H113ZM175 228V232H177L176 230V226H174ZM178 229V228H177ZM113 232H112V231ZM126 230V229H125ZM174 230V229H173ZM172 230V231H173ZM122 231V229H121ZM179 231V230H178ZM171 232V231H169ZM170 234V233H169ZM168 235V234H167ZM228 236V234H227ZM165 237V238H166ZM256 237V236H255ZM227 238V237H226ZM175 239V238H174ZM228 239V238H227ZM166 240V241H167ZM256 240V239H255ZM119 241V242H118ZM225 241V242H224ZM117 242L119 243L117 245ZM171 242V243H170ZM225 243V244H224ZM149 245V246H148ZM151 245V246H152ZM227 245V244H226ZM150 246V247H151ZM125 248L126 250H121L122 248ZM108 248V247H107ZM123 248V249H124ZM110 249V248H109ZM228 249V248H227ZM103 250V249H102ZM225 250H226V247H225ZM130 251V250H129ZM232 251V250H231ZM224 252V251H223ZM222 252V253H223ZM25 253V252H24ZM28 253V252H27ZM133 253V252H132ZM110 254H107V256ZM124 254V253H123ZM229 254V253H228ZM100 255V254H99ZM98 255V256H99ZM142 255V256H141ZM222 255V254H221ZM254 255V256H253ZM96 256V255H95ZM108 256V257H109ZM166 257V259L163 261L161 259V257L163 258ZM106 257V256H105ZM104 257V258H105ZM114 257V256H113ZM258 257V258H259ZM103 258V259H104ZM111 257H109L108 259H110ZM116 258V257H115ZM79 259V258H78ZM102 259V260H103ZM107 259V257H106ZM132 259V258H131ZM130 259V260H131ZM262 259V257H261ZM260 259V260H261ZM264 259V257H263ZM262 259V260H263ZM97 260V259H96ZM134 260V259H133ZM261 260V261H262ZM76 261V259H75ZM126 261V260H125ZM256 261V260H255ZM255 261H252V263L250 264H264V260L262 262H255ZM224 262V261H223ZM73 263V262H72ZM92 263V262H91ZM71 264V263H70ZM144 264V263H143Z\"/></svg>",
  "mask_w": 264,
  "mask_h": 264
},
{
  "label": "water",
  "instance_id": "water-1",
  "mask_svg": "<svg viewBox=\"0 0 264 264\" xmlns=\"http://www.w3.org/2000/svg\"><path fill=\"white\" fill-rule=\"evenodd\" d=\"M163 138H166V136L154 137L149 140H143L134 143L130 147L122 150L105 167L74 181L73 183L59 190L52 196L48 197L37 207V209L31 215H29L25 219H22L4 229H1L0 230V264H60L88 252V251L84 252L83 251L84 248H83L80 252L74 255L56 258V255L59 253L54 252V250L56 249V247H54V244L62 236L66 234L76 233L80 235L81 238L83 239H96L98 240V243H100V242L113 240L115 238L145 228L162 225L174 219L175 217L162 223L145 225V226L136 227V228H132L112 234L101 235V236L89 235L81 231L70 230L67 228H55V226L66 214L68 208L73 203L72 202L68 206V208L66 209L63 215L58 217L52 223H48L49 220L59 211V209L63 206V204L73 194H75L76 192L82 190L83 188L89 186L90 184L94 183L95 181L99 180L100 178L104 177L105 175L115 170L120 165L123 158L127 156L136 147ZM23 187H24V182H18L0 190V209L6 199H8L13 194L19 192L20 190H22ZM66 195H68V197L55 211H53L48 217H46L37 225L31 226V224L34 223L36 220H38L54 202L58 201L59 199L63 198ZM39 233H42V236L36 241L31 242L32 239L35 236H37ZM94 245H90L86 247H91ZM30 247H34V249L30 253L24 256H20L25 250H27Z\"/></svg>",
  "mask_w": 264,
  "mask_h": 264
}]
</instances>
